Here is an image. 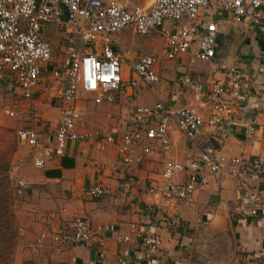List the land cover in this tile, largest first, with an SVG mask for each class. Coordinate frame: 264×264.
Wrapping results in <instances>:
<instances>
[{"label":"built area","instance_id":"built-area-1","mask_svg":"<svg viewBox=\"0 0 264 264\" xmlns=\"http://www.w3.org/2000/svg\"><path fill=\"white\" fill-rule=\"evenodd\" d=\"M132 1L0 0V73H11L20 98L32 102L42 88L48 103L58 108L50 138H43L41 130L31 125L14 131L16 146L30 148L34 167L41 168L52 156H60L68 142L79 140H93L99 152H105L107 144H113L118 160L135 164L154 145L167 152L171 148L172 130L190 144L207 134L218 142V132L230 136L247 118L241 71L227 66L219 80L193 82L191 100L185 105L170 108L155 99L149 105L136 106L117 139L106 126L82 130L78 107L81 100L111 103L115 93L130 98L141 86L152 91L158 82L157 57L117 47L115 36L122 29L140 35L156 32L161 57L166 60L185 57L190 64L214 58L216 23L202 19V14L211 7L264 29V0H147L143 5L127 7ZM46 25L57 27L79 42L78 47L71 40L64 43L58 66L50 63L51 45L43 37ZM250 99L251 103L256 101L254 96ZM27 111V122L36 120L31 104ZM2 112L7 117L18 115L17 110L8 107ZM256 114L264 118V103ZM258 142L260 152L251 155L225 156L222 145L202 144L187 161L168 158L162 163L158 178L146 185V192H161L172 204L190 205L194 191L211 179L231 180L239 192L234 205L236 215L264 218V135ZM178 174L183 177L176 181ZM143 182L128 174L117 184L115 192L92 185L81 190L80 198L119 194ZM25 189L26 182L18 179L15 195L22 196ZM54 216L51 212L47 218ZM126 230L120 236L121 241L134 238L147 254L158 252L157 232L141 230L135 223H129ZM100 231L101 227H92L88 217L79 211L70 221L59 222L51 232L40 231L38 237L39 241L47 239L51 248L59 250L71 244H87Z\"/></svg>","mask_w":264,"mask_h":264},{"label":"crops","instance_id":"crops-1","mask_svg":"<svg viewBox=\"0 0 264 264\" xmlns=\"http://www.w3.org/2000/svg\"><path fill=\"white\" fill-rule=\"evenodd\" d=\"M145 1L137 4L143 5ZM202 17L216 23L214 58L210 62L193 64L185 57L173 60L178 61L170 67H174L181 81L180 91L176 86L171 89L165 82L159 83V75L163 72L159 58L156 64L158 82L152 91L141 86L130 98L115 93L113 102L95 104L93 118L100 124L94 128L106 126L117 139L136 106L149 105L155 99L170 108L185 105L191 100L193 82L219 80L227 66L241 71L247 118H243L240 127L230 136L218 132V142L207 134L190 144L172 130L169 132L171 148L167 152L154 145L142 161L129 165L117 159L113 144H107L105 152H99L93 140L68 142L60 156H52L41 168L32 165L30 148L17 147L10 158L8 176L9 179L16 177L15 181L23 179L26 189L21 197L23 224L18 227L19 242L13 255L15 264H264V218L236 215L234 205L239 192L235 182L211 179L194 191L190 205L172 204L161 192H146V185L158 178L166 159L187 161L202 144L222 145L225 156L260 152L258 138L264 135V118L256 114V109L264 103V29L253 26L249 20H235L214 7ZM51 32L44 34L43 31L48 41ZM116 45L121 48L118 40ZM182 65L188 67L182 68ZM253 96L256 101L251 103ZM53 109L51 116H40L43 123L38 125L39 121L27 122L26 108L18 128L31 125L42 130L43 138H50L58 119V108L54 106ZM44 171L53 174L45 175ZM128 174L144 180V184L115 195L80 198L81 190L92 185L115 192L117 184ZM182 177L178 174L174 180ZM79 211L88 217L92 227H101L94 240L59 250L51 248L47 239L39 241L40 231L51 232L59 222L70 221ZM51 212L55 216L47 218ZM129 223L159 234L160 247L156 254H147L134 238L121 241L120 236L126 233Z\"/></svg>","mask_w":264,"mask_h":264},{"label":"rangeland","instance_id":"rangeland-1","mask_svg":"<svg viewBox=\"0 0 264 264\" xmlns=\"http://www.w3.org/2000/svg\"><path fill=\"white\" fill-rule=\"evenodd\" d=\"M138 2H141V0H134L131 2L132 5H128L127 7L138 5L137 4ZM47 31L48 32L52 31L51 34L49 33L48 35L49 42L53 47L50 63L52 64V66H58L59 61L61 59V50L64 46V43L71 40L74 46L78 47L79 42L76 38H71L67 35H64L60 30H58L57 27L53 25H46L44 29V34ZM115 38L116 40H118V43L121 45V49H129L130 52L138 55L153 54L158 59L160 58L159 65L161 64L163 66V72H161L162 74L159 75V83L165 82L166 85L169 86V88L173 89L176 86L178 91L181 90L180 88L181 81L176 76L177 74H175V71L173 69L174 67L173 68L170 67L171 63L175 64L178 63V61L176 62L173 60L169 61L160 56L159 53L160 38L156 32L152 31L147 34L140 35V34L131 33L129 29H122L115 36ZM118 48L120 47L118 46ZM166 65L167 68L165 67ZM181 67L186 68L188 66L182 65ZM44 79L45 80L43 84L46 85V81L48 79L47 77H45ZM37 97L38 94L34 97L33 102L22 100V98L19 97L15 85L11 80V73L8 71H3L2 73H0V128L9 130V132L7 133H3V131L0 130L1 133L0 137L3 136L2 138L5 140L10 138L13 139L14 131L18 128V125H20L19 123L24 120V111L26 110L29 104H31V108H32L31 112L35 115V119H36L35 121L36 122L39 121L37 123L38 125H41L43 123V121H41L40 119V116L42 117V114L44 117H49L51 111L54 110L53 109L54 105L48 103L49 99L44 95L42 91H40V95L38 98ZM5 107L17 110L18 112L17 117H7L5 114H3L2 109ZM78 107L80 108L81 112H83L81 116L82 130H88V128H94L95 126H98L100 124L98 122L99 120L93 118L94 117L93 114L95 113V104L91 100H81V102H79L78 104ZM5 136H7V138ZM15 180L16 177H12V179H9L11 187H14L16 183ZM22 196H17L15 195V193L13 195V208L16 215V232H15L16 234L13 241L10 242L11 254L0 255V264H15L13 260V255L19 242L18 227H20V225L23 224V218H22L23 214H21Z\"/></svg>","mask_w":264,"mask_h":264},{"label":"trees","instance_id":"trees-1","mask_svg":"<svg viewBox=\"0 0 264 264\" xmlns=\"http://www.w3.org/2000/svg\"><path fill=\"white\" fill-rule=\"evenodd\" d=\"M0 130L3 133L9 132L3 128ZM2 137H0V255H10V242L13 241L16 234V215L13 208L14 187L10 185L8 171L10 158L17 147L14 134L13 139L5 140ZM5 137L7 138V136ZM44 174L51 175L53 173L44 171Z\"/></svg>","mask_w":264,"mask_h":264}]
</instances>
